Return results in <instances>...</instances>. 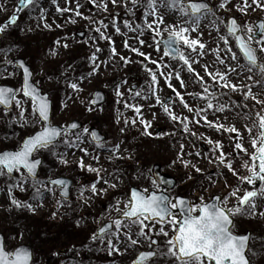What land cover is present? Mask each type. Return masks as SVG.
Here are the masks:
<instances>
[{"label":"rangeland","instance_id":"1","mask_svg":"<svg viewBox=\"0 0 264 264\" xmlns=\"http://www.w3.org/2000/svg\"><path fill=\"white\" fill-rule=\"evenodd\" d=\"M203 1L213 10L198 28L187 23L189 17L179 11L161 8L164 23H153V28L162 32L163 38L147 26L155 17L147 16L146 0L135 4L133 0H117L115 4L112 0H38L21 13L16 25L6 29L0 39V84L21 89L22 73L14 60L23 58L34 72L35 83L52 99L53 125L66 127L74 120L83 124L81 130L63 136L53 149L37 155L44 161L38 182L24 170L23 176H0V234L5 236L8 251L29 245L34 264H134L151 242L139 235V225L123 220L116 228L115 221L125 211L131 188L161 190L160 185L158 189L154 185L153 168L157 165L178 182L168 193L195 204L220 196L228 201L225 206L232 208L237 203L230 195L234 189L241 188L240 196L244 190H252L240 176L250 174L243 165L251 163L255 151L251 140L259 131L257 113L264 115V73L248 65L235 38L228 36L227 27L229 19L235 18L242 29L252 26L255 34L256 25L264 23V7L253 0H247L250 6L246 8L245 0ZM18 3L0 0V25L17 11ZM173 27H189V37L205 45L203 49L197 46L196 51L180 45L195 71H189L183 60L165 55L161 42L157 45L169 37ZM79 32L86 33L84 41L77 38ZM253 46L264 59L259 44ZM229 47L236 59H232ZM217 72L237 89L224 88ZM152 73H156V81ZM73 83L77 89L71 87ZM97 90L107 95L102 107L92 104ZM17 98L21 104L15 103L12 110L0 106V152L17 150L26 137L40 130L31 100L22 92ZM210 103L214 107H209ZM144 121L150 127H145ZM184 121L188 124L183 130L177 129L175 125ZM221 124L224 128L217 127ZM232 126L237 133L227 131ZM93 127L106 137L103 143L92 141ZM237 143H242L248 154L236 149ZM228 163L235 171L227 168ZM89 166L100 171H89ZM57 177L73 181L69 201L48 184ZM17 183L20 187H15ZM93 184L97 192H92ZM13 198L21 206L13 204ZM257 205L255 213L238 214L234 223L237 234L252 233V264H264V200H258ZM111 221L113 231L94 240L99 227ZM160 227L169 231L168 237L159 233ZM145 231L159 240L155 250L160 255L154 264H175L164 255L165 242L174 234L170 226L157 223ZM126 233L138 243L133 245ZM112 244L120 251H114Z\"/></svg>","mask_w":264,"mask_h":264},{"label":"snow or ice","instance_id":"2","mask_svg":"<svg viewBox=\"0 0 264 264\" xmlns=\"http://www.w3.org/2000/svg\"><path fill=\"white\" fill-rule=\"evenodd\" d=\"M116 2L117 0H112L113 4ZM137 2L138 0H133L134 4ZM20 3L26 8L32 6L35 0H20ZM253 3H256L259 7H264V3H260V0H253ZM248 6L250 5L245 0V8ZM104 7L107 9V5H104ZM145 7L147 16L155 17L153 22L148 23V28L156 32V35L161 38H163V33L153 28V23L158 25L164 23V15L160 12L161 8H166L169 11H179L183 17H189V20L186 21L187 23H195L197 28L206 14L212 11L208 3L198 2V0H146ZM77 15H80V13L77 12ZM10 23L16 24L17 18L13 17ZM128 26L131 27V25ZM8 27V23L0 26V34H4ZM117 31H119L118 28ZM189 31V27H179L178 29L173 27L169 33V38L164 41L167 47L165 55L177 56L184 61L189 71H195L192 68V62L184 55L180 45L183 44L193 51L197 50V46H199V49H203L205 45L199 40L191 39L188 35ZM259 31L262 35L257 37L253 34L252 26L241 29L237 20L232 19L228 28V36L235 38L237 46L248 65L253 68L258 67L260 72L264 73V59L258 55L257 48L253 46L254 43L259 44L260 52H264V23L259 25ZM104 38L107 39V37ZM140 42L143 43V41ZM224 42L228 43V37H224ZM159 44L160 41H157L158 46ZM112 51L115 53L116 49L113 47ZM133 51H137L141 56L145 55L138 49H133ZM228 51L231 52L232 59L237 58V54L232 52L231 47H229ZM153 63L157 62L153 61ZM21 67H24L23 64H21ZM249 70L251 71V68ZM149 72H151V69H149ZM24 73L25 82L19 91L11 87H0V105L10 108L14 101L17 105H20L21 101L17 97L19 92H22L32 102V114L34 116L38 115L40 130L24 140L18 150L0 153V176L7 175L11 177L13 173H20L23 176L24 171L22 170H26L28 176L34 182H38V169L42 162L36 158L37 155L42 150L53 149L60 142L62 135H68L69 128L77 129L79 125L72 123L70 126H66L63 131L61 128L53 126L50 119L51 103L48 97L42 95L39 89L31 83L32 73L28 68L24 67ZM197 75L199 74L197 73ZM216 75L224 81V88L237 89L235 84L227 82L224 74L217 72ZM156 79V73H152V80L156 81ZM201 79L203 78L201 77ZM71 87L77 89L78 85L73 83ZM248 95L252 96L251 91H249ZM215 98L213 96V99ZM252 98L255 99L254 96ZM261 103H264V101H261ZM209 107H214V105L210 103ZM136 111L139 112L140 109L136 108ZM165 111L167 112L168 109L165 108ZM169 115L173 120L177 119L174 113H169ZM257 116L258 124L256 127L259 131L257 137L251 140L255 151L251 153V163L245 162L243 165L250 174L240 176L241 182H246L253 188L252 190H244L243 196L239 195L241 191L239 186L234 189L230 193L232 197L237 198V203L234 207H226L225 205L228 201L220 196L213 198L211 203L195 204L190 200L178 198L163 191L149 192L148 189L131 191L123 213L124 218L130 219L133 224L139 225V235L146 237L150 242L152 237L145 229H148L150 225L154 228L157 223L170 226V231L174 234L165 242L167 251L164 255L168 256L175 264H252V257L249 255L252 251L250 245L251 236L237 234L234 218L238 214L246 213L251 215L255 213L258 206L257 201L264 200V115L257 113ZM144 124L145 127H150L147 121H144ZM217 127L224 128V125L221 124ZM83 131L88 132V129H83ZM227 131L237 133L238 129L232 126ZM248 131L251 133L252 129L249 128ZM92 135L99 139L96 133H92ZM149 135L151 134L149 133ZM66 142L70 143V141ZM219 147L223 158V145L221 144ZM235 148L248 154V149L242 143H237ZM85 151L87 150L85 149ZM116 151H119V149L117 148ZM63 162L67 163L66 160ZM221 162H223V159ZM80 166L82 168L85 167L83 160L80 161ZM226 166L229 170L235 171L231 163ZM88 170L100 171L90 166ZM196 171L199 172L201 169L196 168ZM52 183L64 185L66 182L64 180H54ZM105 183H108V181H105ZM154 185L157 189L159 188V184L154 182ZM15 187H20V184L17 183ZM110 187L115 188L116 185L110 184ZM91 190L92 192H97L95 184L91 186ZM37 192H39V188H37ZM12 203L18 207L21 206L20 201L15 198L12 199ZM24 206L31 208V205ZM261 215H264V213H261ZM122 224L123 220L115 221L116 228H120ZM111 227L112 225H108L106 228H101L99 233L93 235L92 238L96 240L103 237ZM159 233L165 237L169 236V231H166L165 227H160ZM126 235H128L133 245L138 243L137 240L132 239L131 235L128 233ZM111 247L116 252L120 251L115 244H112ZM159 255V252L153 251L141 253L139 258L134 261V264H154L155 258ZM0 264H34V253L27 247L8 251L6 250L3 237H0Z\"/></svg>","mask_w":264,"mask_h":264},{"label":"water","instance_id":"3","mask_svg":"<svg viewBox=\"0 0 264 264\" xmlns=\"http://www.w3.org/2000/svg\"><path fill=\"white\" fill-rule=\"evenodd\" d=\"M19 8H20V11L25 9V7H24L21 3H19ZM13 17H16V18H17V15H14ZM13 17H12V18H13ZM12 18H11V19H12ZM11 19H10V21H11ZM10 21L8 22L9 25H11ZM230 24H231V22H230ZM258 34H261L260 31L258 32ZM1 36H2V34H0V37H1ZM171 56H173V57H177V56H175V55H171ZM15 63L18 65V67L21 69V71H22V73H23V83H24V82H25L24 67L28 68V70H29L31 73H32V70H31V68L26 64V62H25L23 59H17V60H15ZM21 64H23L24 67H21ZM31 83H32L35 87H37V86L33 83V73H32V75H31ZM0 87H11V86H1V85H0ZM11 88H13V87H11ZM37 88H38V87H37ZM38 89H39V88H38ZM39 91L41 92L42 95L47 96L48 99H49V101H50V97H49L48 94H43V92H42L41 89H39ZM95 98H96L95 103H96L97 105H101V104L104 102V95H103V93H101V92H97V93L95 94ZM50 103H51L50 119H52V110H53V107H52V102H51V101H50ZM13 104H14V102H13ZM1 106H2L4 109H6V110H10V109L13 107V105H12L10 108H5L3 105H1ZM73 123L78 124L79 127H78L77 129H70V128H69L68 132H71V131H77L78 129H80L81 125H80L79 123H77V122H73ZM71 124H72V123H71ZM71 124H70V125H71ZM70 125H69V126H70ZM61 129H62V128H61ZM63 129H64V128H63ZM63 129H62V131H63ZM93 133H96L97 136L99 137V134H98L97 131H93ZM26 139H27V138H26ZM26 139H25V140H26ZM94 139H95L96 142H99V141H102V140H103V139H101V138L97 139L96 136H94ZM5 152H6V151H5ZM40 160H41V159H40ZM41 162H42V160H41ZM41 164H42V163H41ZM40 167H41V165H40ZM40 167H39V169H38V174H39ZM155 170L158 171L159 168L156 167ZM14 174H15V173H13L11 176H14ZM155 178H156L157 182H159V183L162 185V187H163L164 189H169V188L172 189V188H174V187L176 186V181H175L174 179H171V178H169V177L163 176V175H161V174H159V173H158V174H155ZM55 180H64V181L66 182L64 185H59V184H53L52 181H54V180H52V181H51V184L54 185V186H57V187H63V186H64V187L62 188L61 192H60V195H61L63 198H65V199H69V198H70V189H71V186H72V182L69 181V180L63 179V178H59V179H55ZM132 190H138V189H132ZM132 190H131V191H132ZM186 200H188V199H186ZM121 218H124V216L122 215ZM124 219H125V218H124ZM108 225H112V223H108V224H106L103 228H106ZM112 227H113V225H112ZM112 227H111L107 232L111 231V230H112ZM99 231H100V230H99ZM99 231H98V233H99ZM248 235H250V234H248ZM0 237H3V236L0 234ZM3 239H4V237H3ZM4 242H5V239H4ZM152 244H153V245H157V241L154 240ZM21 247H27V248H29V249L31 250V248L28 247V246H21ZM19 248H20V247H19ZM142 253H144V252H142ZM138 258H139V256H138ZM138 258H137V259H138Z\"/></svg>","mask_w":264,"mask_h":264}]
</instances>
